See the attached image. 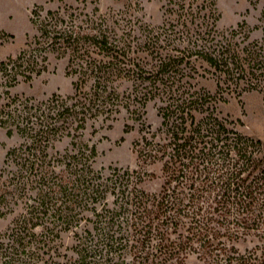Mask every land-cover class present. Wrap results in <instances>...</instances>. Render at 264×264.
Here are the masks:
<instances>
[{
    "label": "trees",
    "instance_id": "obj_1",
    "mask_svg": "<svg viewBox=\"0 0 264 264\" xmlns=\"http://www.w3.org/2000/svg\"><path fill=\"white\" fill-rule=\"evenodd\" d=\"M165 1L157 26L98 5L41 6L37 32L0 60V126L19 137L0 163V217H11L0 264H186L191 254L264 264V140L223 110L244 92L264 100V34L249 40L244 23L220 31L215 0ZM50 54L67 57L73 92L12 94L20 77L48 69ZM151 101L156 129L143 122ZM123 112L141 123L138 159L160 165L155 190L144 183L156 173L142 167L93 165L86 133ZM249 237L258 243L246 254L238 244Z\"/></svg>",
    "mask_w": 264,
    "mask_h": 264
},
{
    "label": "rangeland",
    "instance_id": "obj_2",
    "mask_svg": "<svg viewBox=\"0 0 264 264\" xmlns=\"http://www.w3.org/2000/svg\"><path fill=\"white\" fill-rule=\"evenodd\" d=\"M0 0V60L16 56L25 46L28 36L37 32L32 22L34 9L44 7L56 9L67 5L80 7L91 11L98 5L102 12H111L121 19L123 11L126 17L134 18L142 24L160 25L164 20L165 0ZM217 12L220 15L217 26L222 32L238 28L244 23V31L249 40H261L264 34V0H215ZM137 27V26H136ZM243 33V32H242ZM243 36V34H242ZM241 36V37H242ZM67 57L50 54L48 69L30 80L20 77V81L10 87L12 94L33 98L36 101L45 100L53 93L69 95L73 92V77L66 73ZM7 89L0 85V91ZM225 113L236 120V126L245 134L264 140V100L259 91L244 92L242 96L231 97L230 102L223 106ZM143 122L156 129L161 122L158 115L157 102L151 101L146 107ZM125 123L133 125L128 132L124 131ZM141 123L134 120L130 114L123 112L112 127H103L92 135L89 131L85 139L97 146V156L93 161L96 169H108L110 166L142 167L155 176H146L144 187L155 190L160 186V165H144L137 156L134 141L140 135ZM19 142V137H8L5 128L0 126V163L5 158L7 150ZM68 144L65 140L58 144L63 149ZM11 217H0V233L4 232ZM69 243V238L66 239ZM258 239L249 237L238 244L239 249L248 254L256 250ZM261 253L260 249H257ZM42 264V263H39ZM186 264H203L197 254L189 255Z\"/></svg>",
    "mask_w": 264,
    "mask_h": 264
}]
</instances>
